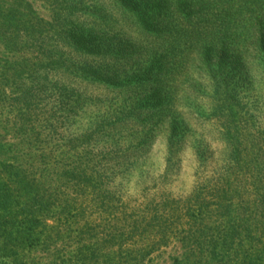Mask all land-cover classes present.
Masks as SVG:
<instances>
[{"label":"trees","instance_id":"16d2710c","mask_svg":"<svg viewBox=\"0 0 264 264\" xmlns=\"http://www.w3.org/2000/svg\"><path fill=\"white\" fill-rule=\"evenodd\" d=\"M35 1L49 17L37 12ZM105 102L116 107L102 114L98 108L94 122L151 124L156 117L158 125L171 117L172 132L186 125L178 120L188 109L224 141L226 166H260L236 186L243 190L237 228L245 232L246 252L236 263L264 264V0H0V130H30L33 144L45 142L55 135L53 119L67 123ZM81 129L71 137L78 146L96 133ZM3 154L0 166H20L13 161L22 153L0 133ZM78 161L79 179L96 166L83 154ZM5 186L1 180L0 203L7 206L13 194ZM51 203L37 192L21 207L23 219L8 212L0 225L14 226L18 243L32 244L38 238L29 222ZM212 203L216 211L227 206L221 196ZM195 204L186 208L194 232L208 226L195 215L207 205ZM185 220L177 210V228ZM230 237L225 230L226 243Z\"/></svg>","mask_w":264,"mask_h":264},{"label":"rangeland","instance_id":"374dc122","mask_svg":"<svg viewBox=\"0 0 264 264\" xmlns=\"http://www.w3.org/2000/svg\"><path fill=\"white\" fill-rule=\"evenodd\" d=\"M34 5L49 17L42 2ZM88 106L67 123L53 119L55 135L45 142L33 144L30 130L13 135L0 130L22 153L20 161H13L20 166H0V183L4 180L13 194L11 204L0 203V218L9 212L23 219L21 207L37 192L52 198L29 222L38 238L32 244L18 243L15 227L0 225V264H237L246 252L245 232L237 228L244 220L243 190L236 186L241 175L249 182L248 175L260 166H226L224 141L209 130L207 119L188 109L178 120L186 125L172 132L171 117L158 125L156 117L151 124L129 119L108 125L94 120L98 108L102 114L115 103ZM97 124L108 129L96 130ZM81 128L96 133L78 146L71 137L82 134ZM82 154L96 166H88L89 173L79 179ZM231 171V183L223 184ZM25 184L31 188L24 189ZM217 196L222 204L231 201L225 211L213 210ZM197 201L207 205L206 213L195 215L208 226L194 232L192 209L186 208ZM177 210L186 219L179 228ZM225 230L231 233L229 243Z\"/></svg>","mask_w":264,"mask_h":264}]
</instances>
